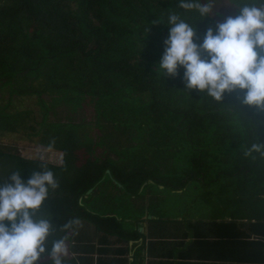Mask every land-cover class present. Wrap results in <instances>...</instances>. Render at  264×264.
Listing matches in <instances>:
<instances>
[{
	"label": "trees",
	"instance_id": "16d2710c",
	"mask_svg": "<svg viewBox=\"0 0 264 264\" xmlns=\"http://www.w3.org/2000/svg\"><path fill=\"white\" fill-rule=\"evenodd\" d=\"M226 1L215 8L212 0L213 13L202 20L179 0H0V139L39 138L59 156L49 163L0 144V185L16 171L25 182L33 171L54 172L60 187L37 213L53 225L49 250L70 240L79 219L112 230L114 217L97 211L99 197L92 204L107 181L126 192L147 179L200 184L204 194L213 188L215 201L247 209L248 219L264 227V155L246 154L264 144V115L241 106L236 93L216 101L186 89L182 68L176 78L157 72L168 14L196 27L194 42L202 44L208 28L237 14L234 0ZM34 98L37 109L24 106ZM90 106L93 123L111 124L119 136H88L82 127L92 122L75 116ZM163 161L169 172L155 173L153 165Z\"/></svg>",
	"mask_w": 264,
	"mask_h": 264
},
{
	"label": "clouds",
	"instance_id": "9594fccd",
	"mask_svg": "<svg viewBox=\"0 0 264 264\" xmlns=\"http://www.w3.org/2000/svg\"><path fill=\"white\" fill-rule=\"evenodd\" d=\"M234 4L237 14L208 28L202 44L194 42L197 28L170 12L169 36L157 72L176 78L182 68L186 89L206 91L216 101L236 93L241 106L264 115V0ZM179 8L195 11L202 20L213 13L212 0H179ZM258 125L264 127V120ZM253 151L264 155V144H252L246 154ZM8 180L0 185V264H38L46 254L52 264H62L65 240L54 241L49 250L53 225L48 216L37 217L50 190L60 187L54 172L46 167L33 171L25 182L16 171Z\"/></svg>",
	"mask_w": 264,
	"mask_h": 264
},
{
	"label": "crops",
	"instance_id": "0c3cea01",
	"mask_svg": "<svg viewBox=\"0 0 264 264\" xmlns=\"http://www.w3.org/2000/svg\"><path fill=\"white\" fill-rule=\"evenodd\" d=\"M160 181L147 179L131 192L102 184L93 197L116 203L101 212L114 217L112 230L79 219L68 231L62 264H264V227L248 219L247 209L215 201L213 188L204 194L193 184Z\"/></svg>",
	"mask_w": 264,
	"mask_h": 264
},
{
	"label": "rangeland",
	"instance_id": "374dc122",
	"mask_svg": "<svg viewBox=\"0 0 264 264\" xmlns=\"http://www.w3.org/2000/svg\"><path fill=\"white\" fill-rule=\"evenodd\" d=\"M217 2L218 3L214 2L215 8H222L228 3L226 0H217ZM24 106H28V107H32V108L37 109L38 106H37L36 98L30 99V100L25 99ZM82 116L86 119V121L92 122V124H87V125L82 127V128H85L84 129L85 132H88L89 137L93 136L95 138L96 136H98V134L100 135V137H104V138H106V136H108V137L109 136H113V137L119 136V133L114 131L115 129L112 128L113 126L111 124H102V125H99V128H98L96 126V124L93 123L95 116L92 117V107L91 106L85 108L84 112H80V115H76L75 116V122L80 121ZM90 117H92V118H90ZM100 127H102V129H100ZM0 144H3L4 146L9 147L11 150L13 149L17 153H19V154H21L27 158L39 159V160L46 161L49 163H56L59 160L58 159L59 156H57L55 153L49 151L48 149L44 148L39 143V138H35V137L28 138L22 134H19V135L8 134L5 137L0 139ZM106 154H110V153L106 152ZM165 162L166 161L161 162L160 165L156 164V163H155L156 165H153V170L155 168H158L155 171V173L167 174L169 172V169H167L168 167H167ZM133 163H134L133 165L138 166V167L144 166V164H142V163H135V162H133ZM181 173H183V171ZM106 183L107 184H104L103 187H106L111 183L114 184V182H110V181H107ZM195 185H198V187H199L198 189L200 191H202V189H207V187H202L200 184H195ZM114 186H115V184H114ZM96 200H98V197L92 202L93 205H95ZM102 202H103V198L100 197L98 200L99 204L96 205L97 207H99V208H97V211L105 212L107 209H111L114 206V204H116V203H114V201L112 199H110L109 203L106 205H105V203L107 202V200L104 201L103 203ZM121 204L123 205V207H128L124 203H121ZM128 208H130V207H128ZM131 209L133 210L134 208H130L127 211H130ZM127 211H125V212H127Z\"/></svg>",
	"mask_w": 264,
	"mask_h": 264
},
{
	"label": "water",
	"instance_id": "95a60500",
	"mask_svg": "<svg viewBox=\"0 0 264 264\" xmlns=\"http://www.w3.org/2000/svg\"><path fill=\"white\" fill-rule=\"evenodd\" d=\"M107 173H109V171H106ZM120 185V184H119ZM92 191V189H88L87 191H86V194H88V193H90Z\"/></svg>",
	"mask_w": 264,
	"mask_h": 264
},
{
	"label": "bare ground",
	"instance_id": "6f19581e",
	"mask_svg": "<svg viewBox=\"0 0 264 264\" xmlns=\"http://www.w3.org/2000/svg\"><path fill=\"white\" fill-rule=\"evenodd\" d=\"M88 195V194H87Z\"/></svg>",
	"mask_w": 264,
	"mask_h": 264
}]
</instances>
